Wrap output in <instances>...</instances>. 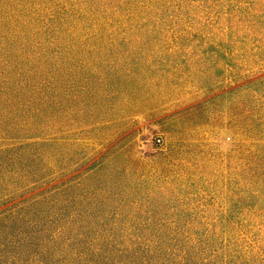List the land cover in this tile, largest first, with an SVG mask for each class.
<instances>
[{
	"label": "rangeland",
	"instance_id": "obj_1",
	"mask_svg": "<svg viewBox=\"0 0 264 264\" xmlns=\"http://www.w3.org/2000/svg\"><path fill=\"white\" fill-rule=\"evenodd\" d=\"M0 264H264V0H0Z\"/></svg>",
	"mask_w": 264,
	"mask_h": 264
}]
</instances>
